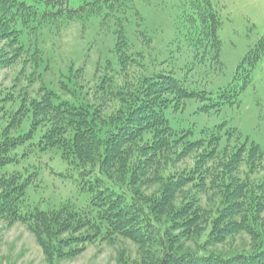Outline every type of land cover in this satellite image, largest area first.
<instances>
[{
	"label": "trees",
	"instance_id": "16d2710c",
	"mask_svg": "<svg viewBox=\"0 0 264 264\" xmlns=\"http://www.w3.org/2000/svg\"><path fill=\"white\" fill-rule=\"evenodd\" d=\"M142 1L157 7L171 1L180 12L175 27L187 25L194 56L210 58L222 71L218 0ZM94 21L99 34L114 39L115 62L101 66L97 61L90 73L71 60L59 67L57 85L45 80L53 63H63L60 55L48 56L45 45L59 53L60 35L71 24L85 30ZM146 23L136 0H0V43H5L0 62L21 65L28 81L22 92L0 99V218L25 223L50 260L66 257L62 250L71 242L125 238L141 247V264H264L260 146L227 122L202 129L196 138L193 128H175L169 119L192 99L202 101L198 111L207 113L235 104L264 55V38L245 56L235 82L214 96L178 76L177 57L172 50L167 57L166 48L156 50L157 30ZM34 81L40 87L29 93ZM96 93L103 96L97 102ZM108 101L113 108H106ZM7 102H14L13 110ZM48 149L79 175L81 188L90 193L86 204L67 199L43 209L42 201H29L38 172L15 167L34 150ZM193 154V166L176 167ZM169 168L173 171L166 177ZM186 186L184 200L170 206L171 197ZM207 230L203 243L195 241L196 251L187 249L182 237L202 238ZM67 231L80 236L60 238ZM241 233L250 237V250H206Z\"/></svg>",
	"mask_w": 264,
	"mask_h": 264
},
{
	"label": "rangeland",
	"instance_id": "374dc122",
	"mask_svg": "<svg viewBox=\"0 0 264 264\" xmlns=\"http://www.w3.org/2000/svg\"><path fill=\"white\" fill-rule=\"evenodd\" d=\"M136 1L146 18V25L157 30L154 35L156 50L166 48V57L172 50L177 57L174 67L178 76L184 78L189 87L206 89L214 96L221 88L235 82L245 56L264 38V0H218L222 6L220 12L222 25L218 35L221 40L220 60L223 64L222 71H218L210 58L203 60L201 54L194 56L192 49H195V46L187 35V25L182 24L179 29L175 27V15L176 12L177 15L180 12L171 1L164 7H157L142 0ZM130 30L133 31L132 28ZM60 36L59 53L55 46L45 45L48 56L60 55L63 61L53 63L54 70L45 74V80L52 81L55 85L60 78L59 67L63 70L65 63L71 60H75L78 66L87 67L90 73L95 71L97 61L101 66L109 59L115 62L111 52L114 39L109 35L99 34L95 21L88 24L85 30L80 23H73ZM3 46L5 43L1 42L0 49ZM7 62H0V99L6 101L10 91L22 92L28 84L25 75L21 73V65H8ZM163 67L166 68V65ZM115 69L117 68L114 67ZM116 83L121 84L122 81L119 79ZM90 84H93V78ZM239 84L242 85L243 81L240 80ZM39 87L40 83L34 81L29 84L28 92L36 91ZM95 95L99 99L94 97L96 102L103 98L98 93ZM108 102L105 104L106 108H113L111 101ZM13 103L7 102V107L11 110L14 109ZM202 104L203 102L199 100H189L184 109L169 114L171 125L175 128H193L194 136L198 138L202 129L213 128L227 122L230 127L237 128L244 138L257 143L264 154V55L252 68L250 81L235 104L225 103L219 108H212L208 113L198 111ZM194 164L193 154L176 163V167L184 169ZM22 166L28 167L29 171L37 170L39 176L37 186H31L29 189L31 203L42 201L43 209H49L67 199L79 205L89 201L90 193L81 188L79 175L71 172L68 163L60 158L56 150L48 149L44 153L34 150L27 160L18 163L15 168L20 170ZM172 171V168L167 169L164 172L165 176L169 177ZM106 184L116 188V185L109 181H106ZM189 188L190 186H186L175 195L176 197H171L170 206L176 207L182 202L184 200L182 193L188 194ZM204 224L205 222L202 226ZM72 233L67 231L61 234L60 238L80 236L79 233ZM207 234L208 230L202 238L182 237V241L185 242L187 249L196 251L195 241L203 243ZM37 238L25 223L0 218V264H141L143 260V251L138 243L125 238L113 241L94 239L87 242L78 241L75 244L71 242L62 250L63 256L66 254V257L59 256L50 260ZM251 246L250 237L241 233L230 236L218 245L208 246L206 250L231 254L250 250Z\"/></svg>",
	"mask_w": 264,
	"mask_h": 264
}]
</instances>
